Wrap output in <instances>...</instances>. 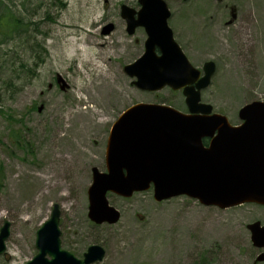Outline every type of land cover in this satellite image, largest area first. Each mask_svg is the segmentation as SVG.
Returning <instances> with one entry per match:
<instances>
[{
  "label": "rangeland",
  "instance_id": "rangeland-1",
  "mask_svg": "<svg viewBox=\"0 0 264 264\" xmlns=\"http://www.w3.org/2000/svg\"><path fill=\"white\" fill-rule=\"evenodd\" d=\"M164 1L190 63L198 69L215 63L201 100L239 124L240 107L264 101V0ZM122 3L137 8L136 0H0V12L20 20L11 35L0 34V227L10 224L0 264H24L37 253L36 230L55 204L61 247L81 257L100 245L104 258L93 264H264L255 262L263 249L253 246L246 227L264 224L263 205L221 209L187 196L156 201L150 187L128 198L107 192L120 212L117 222L88 218L91 168L106 171L107 138L119 114L139 102L186 111L181 90H140L123 71L142 54L146 35L142 28L126 32ZM108 23L114 28L103 34ZM94 42V53L82 51ZM100 72L118 81L103 103L87 90ZM45 168L64 184L33 202L34 174ZM13 195L15 208L8 204Z\"/></svg>",
  "mask_w": 264,
  "mask_h": 264
},
{
  "label": "water",
  "instance_id": "water-1",
  "mask_svg": "<svg viewBox=\"0 0 264 264\" xmlns=\"http://www.w3.org/2000/svg\"><path fill=\"white\" fill-rule=\"evenodd\" d=\"M138 3V10L120 6L126 32L132 35L143 27L146 34L142 54L124 65L123 71L134 77L132 83L140 90L153 92L165 86L182 90L187 110L139 102L119 114L107 138L106 171L91 169L88 218L113 224L120 212L109 205L106 193L130 197L150 187L156 201L183 195L221 209L243 203L264 205V101L240 107L241 122L236 125L213 112L210 104L201 101V90L210 84L215 63L207 60L201 69L190 63L167 24L170 11L164 0ZM113 28L108 23L102 33ZM203 139H208L207 144ZM59 214L55 204L36 231L38 253L25 264L101 261L105 251L99 245H90L82 259L60 248ZM9 226L5 221L0 227V254L6 248ZM246 227L253 246L263 248L255 262L264 261V224L254 221Z\"/></svg>",
  "mask_w": 264,
  "mask_h": 264
},
{
  "label": "bare ground",
  "instance_id": "bare-ground-1",
  "mask_svg": "<svg viewBox=\"0 0 264 264\" xmlns=\"http://www.w3.org/2000/svg\"><path fill=\"white\" fill-rule=\"evenodd\" d=\"M97 48V44L94 43H88L87 47L82 49L83 52H86L87 55H91L94 53V51ZM100 51V50H98ZM90 60V59H89ZM88 60V61H89ZM118 84L117 77L114 76V79L111 80L110 77L107 74H104L100 72L92 81L87 85V90L89 89L88 96L90 99H96L99 102L103 103L108 100L110 93L113 92V88ZM84 114L88 113L87 115L90 114V109H86V111H82ZM100 123V122H98ZM58 159L63 161V164L68 166L67 160L64 158L63 155H59ZM55 177V178H54ZM56 177L58 178V173L55 175L51 172H49V168H45L44 172L41 173V175H35L34 174V185L29 189V192L33 191V195L31 197V200L34 202V196L39 193V197L44 193L48 191H52L57 184L63 185L64 183H59L56 180ZM80 183V182H79ZM59 197H65L64 194H60ZM12 199V200H11ZM7 203L11 205V207L15 208L16 204L18 202V198L13 195ZM4 204L6 202L4 201ZM74 204V203H72ZM23 221L18 220V228H20L22 225ZM14 239H19L18 237H14Z\"/></svg>",
  "mask_w": 264,
  "mask_h": 264
},
{
  "label": "trees",
  "instance_id": "trees-1",
  "mask_svg": "<svg viewBox=\"0 0 264 264\" xmlns=\"http://www.w3.org/2000/svg\"><path fill=\"white\" fill-rule=\"evenodd\" d=\"M6 17L7 23L6 24H1L0 23V34L6 35L8 34L11 35L13 32H15L18 27H20V20L15 18L11 13L7 12L5 9L0 12V19ZM18 140L15 142L17 143ZM205 143V141H204Z\"/></svg>",
  "mask_w": 264,
  "mask_h": 264
},
{
  "label": "flooded vegetation",
  "instance_id": "flooded-vegetation-1",
  "mask_svg": "<svg viewBox=\"0 0 264 264\" xmlns=\"http://www.w3.org/2000/svg\"><path fill=\"white\" fill-rule=\"evenodd\" d=\"M136 5H137V8H136V7H135V8L132 7V8H134L135 10H138L139 7H140V5H139V3H138V0H136ZM130 7H131V6H130ZM139 28H142V29L144 30L143 27H139ZM144 32H145V31H144ZM156 51L158 52V49H156ZM204 141H205V144H207L208 139H204ZM91 169H92V168H91ZM91 177H92V171H91ZM53 206H54V205H53ZM52 208H53V207H52ZM87 216H88V215H87ZM49 217H50V216H49ZM45 221H46V220H45ZM45 221H44V222H45ZM58 221H59V219H58ZM44 222H43V223H44ZM92 222H93V221H92ZM43 223H42V224H43ZM94 223H95V222H94ZM103 223H106V222H103ZM95 224H97V223H95ZM100 224H102V223H100ZM58 228H59V226H58ZM59 230H60V229H59ZM36 231H37V230H36ZM59 239H60V235H59ZM92 245H97V244H92ZM99 246H100V245H99ZM35 247H36V233H35ZM88 247H89V246H88ZM88 247H87V248H88ZM60 248H61L62 250L68 251V250L63 249V248L61 247V241H60ZM87 248H86L85 252L87 251ZM36 249H37V247H36ZM68 252L71 253V254H73V253L70 252V251H68ZM85 252H83V254H84ZM37 253H38V249H37ZM37 253H36V254H37ZM36 254H35V255H36ZM83 254H82L81 257H77V256L74 255V254H73V255H74V257L77 258V259H82V258H83ZM35 255H34V256H35ZM34 256H33V257H34ZM33 257H32V258H33ZM32 258H31V259H32ZM46 258H50V256H49V255H46ZM31 259H29V260H31ZM29 260H27V261H29ZM27 261H26V262H27ZM26 262H25V263H26ZM96 262H99V261H96ZM96 262H93V263H96ZM25 263H24V264H25ZM93 263H91V264H93Z\"/></svg>",
  "mask_w": 264,
  "mask_h": 264
}]
</instances>
